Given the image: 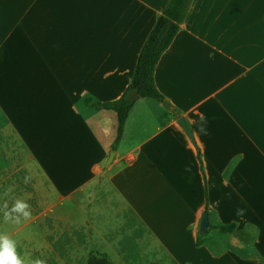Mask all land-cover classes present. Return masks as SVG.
<instances>
[{
	"label": "crops",
	"instance_id": "0c3cea01",
	"mask_svg": "<svg viewBox=\"0 0 264 264\" xmlns=\"http://www.w3.org/2000/svg\"><path fill=\"white\" fill-rule=\"evenodd\" d=\"M167 1L0 0L1 121L20 155L0 163V205H31L25 224L46 229V264L91 253L111 264L260 262L264 247L194 243L197 150L209 223L264 222V0H192L154 71L170 107L139 98L107 168L116 115L78 109L84 96L121 95Z\"/></svg>",
	"mask_w": 264,
	"mask_h": 264
},
{
	"label": "trees",
	"instance_id": "16d2710c",
	"mask_svg": "<svg viewBox=\"0 0 264 264\" xmlns=\"http://www.w3.org/2000/svg\"><path fill=\"white\" fill-rule=\"evenodd\" d=\"M192 0H168L164 8L157 15L156 20L147 34L137 56L136 64L132 77L121 93V95L111 101H99L90 96H84L79 104V111L83 110L92 111H113L117 117L116 136L111 145V150L114 151L119 143L125 122L128 114L133 108L135 102L139 98H152L162 103L165 97L157 89L154 80L155 67L161 58L162 54L169 48L173 39L177 35L180 25L185 20ZM197 160L199 162V170L204 182V210L210 212L208 205V190L206 184V177L204 172L203 163L200 154L197 150ZM215 231L219 237L234 235L239 231L236 224L231 223L228 225L223 224H210L209 231ZM209 233L203 235L200 233L195 234L196 247L207 245L209 240ZM260 262L248 261L249 264H264V253L260 251L256 256ZM257 259V260H258ZM253 262V263H251ZM245 264V262L240 261ZM87 264H111L105 256L97 257V254L91 253L88 257Z\"/></svg>",
	"mask_w": 264,
	"mask_h": 264
},
{
	"label": "rangeland",
	"instance_id": "374dc122",
	"mask_svg": "<svg viewBox=\"0 0 264 264\" xmlns=\"http://www.w3.org/2000/svg\"><path fill=\"white\" fill-rule=\"evenodd\" d=\"M1 117L2 115L0 110V163H5V165L11 168L17 166L20 155L9 153V149H12L15 142L11 140L13 128L11 127V124H3ZM262 215L264 217V211H262ZM24 224L25 221L23 219L21 220V223L17 224L13 222H5L4 217H2L0 219V233H6L16 241L17 252L26 261V264L35 258H40L46 261V254L43 245L47 244L48 233L46 229L39 225L32 226L29 225V223ZM239 229L240 230L235 232L232 237H219L216 235L214 230L209 231L208 233L210 236L207 244L216 250H219V247L225 246H231L234 250L235 247L240 245H244L245 247L258 246V249H262L261 247H264V222L263 224L259 222H244L241 224ZM217 241H220L219 244L214 243ZM262 263L264 262L262 261Z\"/></svg>",
	"mask_w": 264,
	"mask_h": 264
},
{
	"label": "clouds",
	"instance_id": "9594fccd",
	"mask_svg": "<svg viewBox=\"0 0 264 264\" xmlns=\"http://www.w3.org/2000/svg\"><path fill=\"white\" fill-rule=\"evenodd\" d=\"M24 182H29V177L24 178ZM14 191L13 187L5 189L3 195L9 196ZM0 211L3 212L5 222L21 223V220L27 221L31 218V205L24 199L16 198L11 207L7 201L0 205ZM0 264H26V261L18 254L16 241L8 234L0 233ZM28 264H46L45 260L35 258Z\"/></svg>",
	"mask_w": 264,
	"mask_h": 264
},
{
	"label": "water",
	"instance_id": "95a60500",
	"mask_svg": "<svg viewBox=\"0 0 264 264\" xmlns=\"http://www.w3.org/2000/svg\"><path fill=\"white\" fill-rule=\"evenodd\" d=\"M162 105L163 107L165 108H169L170 105L169 103H167L166 100H164L162 102ZM177 124L180 125V127L182 129L185 130L189 140L191 141V143L193 145H195V141H194V138H193V134H192V131L186 121V119L184 117H178L177 119ZM113 156H114V152L113 151H110L108 153V157L106 159V163H105V168L108 167L109 163L111 162V160L113 159ZM209 228H210V223H209V212L204 210L203 213H202V216H201V220L199 222V226H198V233L200 234H203V235H207L208 232H209ZM97 257H100L99 255H97Z\"/></svg>",
	"mask_w": 264,
	"mask_h": 264
}]
</instances>
